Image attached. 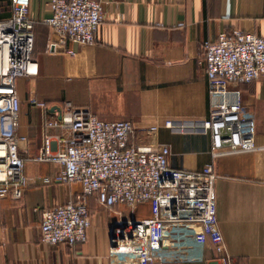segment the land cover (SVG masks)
Returning <instances> with one entry per match:
<instances>
[{"label":"crops","instance_id":"crops-1","mask_svg":"<svg viewBox=\"0 0 264 264\" xmlns=\"http://www.w3.org/2000/svg\"><path fill=\"white\" fill-rule=\"evenodd\" d=\"M49 1L31 0L39 74L17 80L20 132L28 136L25 172L36 184L21 199L0 201V264H213L219 255L205 226L163 223L162 259L112 258L109 225L121 215L142 219L154 213L149 204L133 211L106 207L97 194L88 198L93 224L87 241L74 246L43 242V208L82 197L79 182H46L61 171L59 162L36 160L44 120L66 102L104 120L132 121L134 141L168 145L175 169L202 173L204 181L215 174L212 193L227 254L235 264H264V77L240 84L209 81L202 50L203 41L221 31L239 28L264 35V0H100L104 20L96 43H68L74 55L47 50L49 28L42 20L49 16ZM11 14V0H0V21ZM31 91L47 110L30 102ZM223 107L241 112L251 149L213 158L204 120ZM49 133L55 139L66 135L59 128ZM201 182L183 183L187 205L204 192ZM160 216L166 219L168 212L162 208Z\"/></svg>","mask_w":264,"mask_h":264},{"label":"built area","instance_id":"built-area-1","mask_svg":"<svg viewBox=\"0 0 264 264\" xmlns=\"http://www.w3.org/2000/svg\"><path fill=\"white\" fill-rule=\"evenodd\" d=\"M48 5L49 16L42 21L49 28V52L65 49L74 55L68 43L82 47L96 43L104 20L100 0H50ZM11 7V16L0 21V201L21 199L25 190L36 184L25 172L28 136L20 132L17 88L19 78L32 80L39 74L33 56L36 22L31 16V0H11ZM202 50L209 81L240 84L264 77V35L239 28L230 33L221 31L215 39L203 41ZM31 92L30 102L47 110V103ZM51 128H59L66 135L55 139L49 133ZM203 128L211 135L213 158L251 149L244 140L242 115L236 108L213 111ZM135 132L130 120H104L71 102L44 120V140L36 160L53 159L62 165L61 171L46 182H79L82 197L43 208L41 240L69 246L87 241L93 224L88 198L97 194L103 206L123 205L133 211L149 204L154 213L151 218L121 215L115 219L108 227L110 257L162 259L163 223H186L205 226L215 239L219 255L213 264H235L225 250L215 211V174L210 173L204 181L202 173L171 167L168 145L134 141ZM193 180L202 181L204 192L191 197L187 205L188 198L181 191L183 183ZM162 208L168 212L166 219L160 216Z\"/></svg>","mask_w":264,"mask_h":264}]
</instances>
